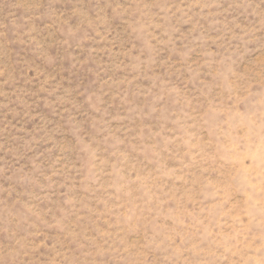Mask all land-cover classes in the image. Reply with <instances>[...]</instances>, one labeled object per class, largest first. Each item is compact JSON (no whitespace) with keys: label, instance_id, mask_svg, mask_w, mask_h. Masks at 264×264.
Masks as SVG:
<instances>
[{"label":"rangeland","instance_id":"1","mask_svg":"<svg viewBox=\"0 0 264 264\" xmlns=\"http://www.w3.org/2000/svg\"><path fill=\"white\" fill-rule=\"evenodd\" d=\"M0 264H264V0H0Z\"/></svg>","mask_w":264,"mask_h":264}]
</instances>
